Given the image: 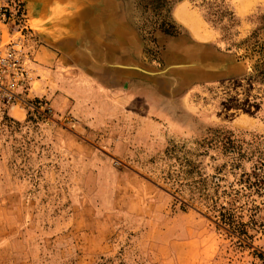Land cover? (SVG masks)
Wrapping results in <instances>:
<instances>
[{
  "label": "rangeland",
  "instance_id": "374dc122",
  "mask_svg": "<svg viewBox=\"0 0 264 264\" xmlns=\"http://www.w3.org/2000/svg\"><path fill=\"white\" fill-rule=\"evenodd\" d=\"M5 1L0 264H264V0Z\"/></svg>",
  "mask_w": 264,
  "mask_h": 264
},
{
  "label": "built area",
  "instance_id": "2783aa9c",
  "mask_svg": "<svg viewBox=\"0 0 264 264\" xmlns=\"http://www.w3.org/2000/svg\"><path fill=\"white\" fill-rule=\"evenodd\" d=\"M18 14L15 5L7 1L0 3V99L6 102L16 99L18 91H27L30 82L25 64L28 58L26 41L21 34L22 29L13 30L22 17L19 18ZM15 33L20 36H15Z\"/></svg>",
  "mask_w": 264,
  "mask_h": 264
},
{
  "label": "crops",
  "instance_id": "0c3cea01",
  "mask_svg": "<svg viewBox=\"0 0 264 264\" xmlns=\"http://www.w3.org/2000/svg\"><path fill=\"white\" fill-rule=\"evenodd\" d=\"M74 6V5H73ZM74 17H76V12L75 10L73 9L72 10V14L70 16V18H68V20L66 21V26L68 27L70 33H71V36L72 37H77L79 36V32H80V28L77 27V22L76 20H74ZM74 40H69L68 41V44L69 43H72Z\"/></svg>",
  "mask_w": 264,
  "mask_h": 264
},
{
  "label": "trees",
  "instance_id": "16d2710c",
  "mask_svg": "<svg viewBox=\"0 0 264 264\" xmlns=\"http://www.w3.org/2000/svg\"><path fill=\"white\" fill-rule=\"evenodd\" d=\"M160 32L169 37H175L177 35L174 27L170 26L167 23L162 22L159 27Z\"/></svg>",
  "mask_w": 264,
  "mask_h": 264
}]
</instances>
